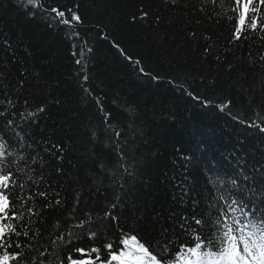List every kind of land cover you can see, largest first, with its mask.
<instances>
[{
	"label": "snow or ice",
	"instance_id": "6c2138e0",
	"mask_svg": "<svg viewBox=\"0 0 264 264\" xmlns=\"http://www.w3.org/2000/svg\"><path fill=\"white\" fill-rule=\"evenodd\" d=\"M8 3L16 15L0 22V264H264V0ZM93 15L108 24H89ZM21 18L69 42L74 101L37 64ZM109 25L157 42L178 25L200 49L198 67L165 78L111 41L138 80L166 82L218 125L194 151L162 146L157 114L138 95L106 106L89 34L108 41Z\"/></svg>",
	"mask_w": 264,
	"mask_h": 264
},
{
	"label": "trees",
	"instance_id": "16d2710c",
	"mask_svg": "<svg viewBox=\"0 0 264 264\" xmlns=\"http://www.w3.org/2000/svg\"><path fill=\"white\" fill-rule=\"evenodd\" d=\"M0 5L3 6L2 10L5 13L0 17V22H7L16 15L11 11L8 0H0ZM89 24L107 25L108 18L93 15ZM17 27L31 37L28 42L32 45L37 64L50 69L63 82L62 91L74 101L77 90L71 77L75 66L70 55L69 42L61 35L30 24L23 18L20 19ZM109 29L111 31L108 41L98 36V29L89 34L95 52V59L90 66L92 82L97 92L104 98L106 106L111 105L114 96L138 95L141 103L147 104L148 108L157 114V124L161 125L157 128L159 143L162 146H170L173 141L182 142L189 151H194L195 141L200 138L199 134H211L218 125L195 115L188 98L172 91L166 82L162 81L157 85L138 80L111 47V41L115 40L133 54L144 55L149 61V66L165 78L177 75L186 67H198L200 49L183 42L182 29L178 25H173L170 29H162L165 35L159 42L152 40L147 32L138 28L124 25L115 28L109 25ZM146 40L148 43H145ZM202 71L209 75L214 74L213 69H202ZM160 117L165 118L167 122Z\"/></svg>",
	"mask_w": 264,
	"mask_h": 264
}]
</instances>
